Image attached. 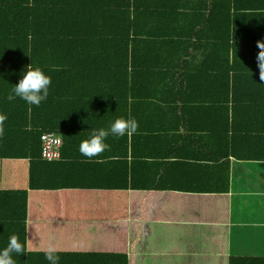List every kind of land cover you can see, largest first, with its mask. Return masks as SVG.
<instances>
[{
  "label": "trees",
  "instance_id": "16d2710c",
  "mask_svg": "<svg viewBox=\"0 0 264 264\" xmlns=\"http://www.w3.org/2000/svg\"><path fill=\"white\" fill-rule=\"evenodd\" d=\"M257 41L264 0H0V248L16 234V264H48L49 244L59 264L224 255L230 160L264 161ZM31 61L51 77L39 106L7 99ZM120 116L135 134L79 152ZM48 132L61 138L52 162ZM151 208L173 241L149 252L132 239Z\"/></svg>",
  "mask_w": 264,
  "mask_h": 264
},
{
  "label": "crops",
  "instance_id": "0c3cea01",
  "mask_svg": "<svg viewBox=\"0 0 264 264\" xmlns=\"http://www.w3.org/2000/svg\"><path fill=\"white\" fill-rule=\"evenodd\" d=\"M257 193L255 204L251 205V198ZM262 199V200H261ZM264 161H236L230 160L229 193L227 194V221H226V252L223 255H191V264H227L229 256L264 258ZM155 212L151 208L149 221H137L134 225L133 244L140 242L137 248L152 252L153 245L167 246L172 242L165 232L164 221H157ZM155 216V221L153 217ZM216 224H214L215 226ZM216 227H219L217 225ZM215 227V231H216ZM166 230V231H165ZM197 228L189 231L187 239L195 237ZM219 238V237H218ZM194 242L195 239H194ZM202 244V243H201ZM187 243L185 242V250ZM177 249V248H176ZM250 252L251 254H248ZM151 261L154 260L151 257ZM167 262V263H165ZM162 264H187L181 254H166Z\"/></svg>",
  "mask_w": 264,
  "mask_h": 264
},
{
  "label": "clouds",
  "instance_id": "9594fccd",
  "mask_svg": "<svg viewBox=\"0 0 264 264\" xmlns=\"http://www.w3.org/2000/svg\"><path fill=\"white\" fill-rule=\"evenodd\" d=\"M257 47L260 49L256 56L259 77L261 81H264V42L257 41ZM19 75L18 83L13 84L7 99L13 100L19 97L28 105L39 106L49 95L51 77L40 66L34 65L33 61L21 69ZM3 120L4 116L0 115V121ZM137 128L135 118L116 117L107 128L91 127L85 138L80 140L78 150L87 158L96 157L109 147L106 140L110 134L115 137L131 136L137 132ZM26 252L25 245L16 234H12L8 237L7 245L0 248V264H16L14 254L20 255ZM56 252L57 249L49 244L44 252V258L48 264H59L60 258Z\"/></svg>",
  "mask_w": 264,
  "mask_h": 264
},
{
  "label": "built area",
  "instance_id": "2783aa9c",
  "mask_svg": "<svg viewBox=\"0 0 264 264\" xmlns=\"http://www.w3.org/2000/svg\"><path fill=\"white\" fill-rule=\"evenodd\" d=\"M61 138L54 132L43 133L40 136V158L52 162L60 158Z\"/></svg>",
  "mask_w": 264,
  "mask_h": 264
},
{
  "label": "rangeland",
  "instance_id": "374dc122",
  "mask_svg": "<svg viewBox=\"0 0 264 264\" xmlns=\"http://www.w3.org/2000/svg\"><path fill=\"white\" fill-rule=\"evenodd\" d=\"M257 198H258V195H257V193H255L254 197L251 198V201H252L251 205H253V204L256 203ZM261 200H262V199H261ZM263 201H264V199H263ZM247 253H248V254H251L250 252H247Z\"/></svg>",
  "mask_w": 264,
  "mask_h": 264
}]
</instances>
